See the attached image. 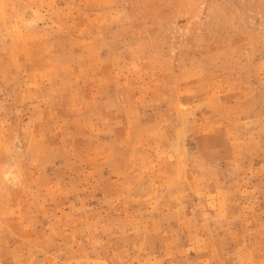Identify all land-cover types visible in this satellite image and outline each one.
I'll return each instance as SVG.
<instances>
[{
  "label": "rangeland",
  "instance_id": "1",
  "mask_svg": "<svg viewBox=\"0 0 264 264\" xmlns=\"http://www.w3.org/2000/svg\"><path fill=\"white\" fill-rule=\"evenodd\" d=\"M0 264H264V0H0Z\"/></svg>",
  "mask_w": 264,
  "mask_h": 264
}]
</instances>
